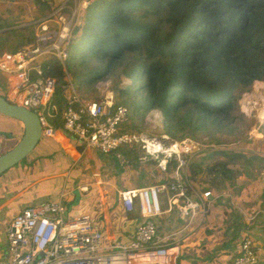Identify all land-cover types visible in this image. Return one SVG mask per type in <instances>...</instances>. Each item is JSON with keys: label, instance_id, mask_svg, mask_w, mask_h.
Returning <instances> with one entry per match:
<instances>
[{"label": "trees", "instance_id": "16d2710c", "mask_svg": "<svg viewBox=\"0 0 264 264\" xmlns=\"http://www.w3.org/2000/svg\"><path fill=\"white\" fill-rule=\"evenodd\" d=\"M47 2L33 0L38 16L49 12ZM22 22L0 14V30H5L0 32V46L4 34L34 31L33 25L22 26ZM23 36L21 47L33 42L34 37ZM71 45L65 67L54 57L42 62L45 74L57 79L50 101L49 121L54 127L63 125L68 104L63 87L68 78L74 86L78 84V92L81 88L97 92L98 83L123 76L131 85L116 99L132 94L142 104L148 102V109L142 106L143 124L150 111L158 110L172 138L202 143L197 136L205 133L210 136L209 146L220 144L217 134L234 133L233 115L240 93L257 81L264 83V0H97L82 11ZM79 93L88 94L85 90ZM216 155L227 160L203 164ZM239 158L249 165L255 160L264 162L252 154L211 150L202 162L192 164L193 179L206 173L214 195H220L221 178H232V165ZM129 161L138 170L136 153ZM261 198L263 208L264 191ZM221 199L216 207L224 209L221 234L224 238L232 234L219 249L230 251L247 237L249 226L243 214L228 205V198ZM236 256L230 255L232 264Z\"/></svg>", "mask_w": 264, "mask_h": 264}, {"label": "built area", "instance_id": "2783aa9c", "mask_svg": "<svg viewBox=\"0 0 264 264\" xmlns=\"http://www.w3.org/2000/svg\"><path fill=\"white\" fill-rule=\"evenodd\" d=\"M95 1L58 4L48 0L49 12L24 25H33V42L16 53L0 54V71L7 74L5 95L9 102L37 113L45 137L58 141L59 133H66L86 148L114 154L125 168L130 161L121 150L136 153L147 184L121 189L118 200L126 212H138L142 220L128 241L105 245L91 216L67 218L61 199L25 208L6 231L10 264H176L180 242L203 226L220 198L208 182L193 179L192 164L201 145L167 134L159 126L163 116L158 110L154 111L160 114H152L150 120L158 121V128L153 127L158 132H123L121 126L129 122V109L118 103L113 92L103 94L100 88L102 94L94 99L81 97L68 78L63 87L68 97L63 129L58 131L50 123L47 105L57 79L45 74L42 62L54 57L65 67L74 27L82 11ZM235 253L234 264H264V248L248 236L241 239Z\"/></svg>", "mask_w": 264, "mask_h": 264}, {"label": "crops", "instance_id": "0c3cea01", "mask_svg": "<svg viewBox=\"0 0 264 264\" xmlns=\"http://www.w3.org/2000/svg\"><path fill=\"white\" fill-rule=\"evenodd\" d=\"M86 96L88 94H83V97ZM55 129L59 131L63 129V125L59 128L55 126ZM23 133L24 127L20 122L0 114V156L16 146ZM25 160H34V163L17 165L0 175V264H10L6 231L20 211L61 199L66 214L65 203H73L75 200L73 192L78 191L82 199L88 198L86 206L90 202L89 209L79 214L71 210L70 216L66 217L90 215L103 233L105 245L120 240L128 241L135 226L141 222L142 217L138 212L128 213L120 206L118 191L122 188L141 187L147 181L142 179L143 175L138 174L139 171L131 164L126 168L121 166L114 154H103L96 149L86 148L75 137L60 132L58 141L42 136ZM82 188L87 190L81 191ZM91 198H98L100 206L94 205ZM247 226V236L264 248V222L252 221ZM211 236L210 234L207 238ZM207 242L203 239L192 242L196 249L200 248L196 254L192 253V249H195L193 246L186 250L181 246L180 253L185 254L190 250L191 254L186 255L190 263L184 261L180 264H232L230 255H235L238 244L230 251L219 249L221 245L216 250L213 249V253L221 256L217 260L213 254L201 252L208 248L205 247Z\"/></svg>", "mask_w": 264, "mask_h": 264}, {"label": "rangeland", "instance_id": "374dc122", "mask_svg": "<svg viewBox=\"0 0 264 264\" xmlns=\"http://www.w3.org/2000/svg\"><path fill=\"white\" fill-rule=\"evenodd\" d=\"M54 1L58 4H62L67 0ZM32 2L33 0H23L20 2L12 3L7 0H0V14L3 15V18H7L11 21L14 19H18L22 22L23 20L22 26H24L26 23L31 22V20H34V18L38 16L37 8L32 4ZM71 4H73V1L70 2V5ZM3 31L5 30H0V32ZM23 35H26L31 39V37H34V31H29L19 35H16L15 33H9L1 36L2 44L0 46V51H5L8 53H16L20 51L22 49L21 44L24 42ZM72 48V45L68 47L69 55L72 51ZM6 78L7 74L0 71V94L7 100L5 95ZM117 79L118 78L116 77H110L107 81L98 83L96 87L97 92L93 89L86 90L83 88H81L80 91L81 93L82 90L87 91L88 97L91 99H94L96 96H99L101 94V92L99 91L100 88L102 89L103 94L107 93V91H110L117 96L122 89H124L126 86L131 85V82L123 76L119 77L118 80ZM261 83L263 82H259V84L255 82L250 90L240 93L237 103L238 105L233 115L235 126L233 134H217L216 137L220 140V144L213 143L210 146L208 145V142H210V136L205 135V133L197 136L202 140V143L194 140L201 145L200 152L196 155L194 160L196 163L202 162L204 157L207 156L211 150L217 152L228 151L230 153L236 154L241 153L246 154L247 156L252 154L254 156H260L264 158V83ZM103 84H106L107 86L104 87ZM77 87L78 84L76 88ZM80 95L81 97H83V94ZM117 101L119 104L128 105L129 107L130 120L127 124L121 126L123 132H137L139 131L138 128L142 129L141 132H144L146 130H154V132L159 131L158 129L153 128H158V126L155 125L156 123L158 124V121L150 122V120L153 119L152 114H160L158 111H150L146 115V125L142 122V115L145 108L148 109V107L146 106L148 102L144 101V103L142 104L140 99L135 98L132 94H130V97L128 96V98L125 95H121V97H118ZM142 106H144L145 108ZM52 112L53 108L51 102H49L47 105V115L49 118ZM159 126L164 130L163 123H159ZM205 142L207 144H205ZM121 152L128 159L133 158V155L135 156V153L126 150H121ZM218 160L224 161L227 160V158L216 155L212 158H208V160H205L203 164L211 165ZM237 160H239L238 163L232 165L235 172L232 178H221V183L218 185L221 189V191H218L219 193H221L219 196L224 200L228 198V205L232 206V208L238 209L240 213L243 214V217H245L247 224L252 222V220H249L248 218L251 216L256 217L257 213L259 214V216L256 217L257 222H264V207H261V197L264 191V162H262L261 160H255L251 165H249L248 163L243 161L245 160L243 158H239ZM33 163L34 160H24L20 164L25 166L32 165ZM20 164L18 165L21 166ZM138 171L139 172L137 173L143 175L142 179H144V177L146 176L145 172H141L139 170V167ZM201 180H205L206 182L210 183V179L207 177L206 173L197 175L195 181ZM73 193L76 195L74 202L65 203L66 215H69L71 210H75V212L79 214L80 212H84L85 209H89L90 202L86 206L88 198L82 199L78 191ZM111 197L112 194L109 199L110 202L112 201ZM91 199L94 205H96L97 207L100 206L98 198ZM218 205L219 201H216L213 204L212 211L210 212V215L206 219L203 226L196 229L192 235L186 237L180 242L181 246H183L185 250L187 248H192L193 246V248L195 249H192V253H199L200 248H198L199 251H197L198 249H196V245H192V242L195 240L199 242L201 239H203L204 242L208 241L205 246L208 248H204L205 251L201 252H203V254L211 253L217 260L221 257L218 254L213 253V249L218 248L222 243L226 242L231 237L229 234H232V231L228 233L227 238H224L221 235V233L224 232V228L221 224L222 213L224 209L222 207H219L220 210H218V208H216ZM168 225L171 224L168 223ZM208 230L212 231V236L207 238V236L209 235ZM187 254H191L190 250H187L185 254L183 252L180 253L177 258L178 261H180L181 263L184 261H188V263H190V260L187 259L188 256L186 257Z\"/></svg>", "mask_w": 264, "mask_h": 264}, {"label": "water", "instance_id": "95a60500", "mask_svg": "<svg viewBox=\"0 0 264 264\" xmlns=\"http://www.w3.org/2000/svg\"><path fill=\"white\" fill-rule=\"evenodd\" d=\"M0 114L20 122L24 133L18 144L0 156V175L24 161L42 138V126L37 113L17 106L0 95Z\"/></svg>", "mask_w": 264, "mask_h": 264}, {"label": "bare ground", "instance_id": "6f19581e", "mask_svg": "<svg viewBox=\"0 0 264 264\" xmlns=\"http://www.w3.org/2000/svg\"><path fill=\"white\" fill-rule=\"evenodd\" d=\"M256 83H258V84H259V82H256ZM261 84H263V83H261Z\"/></svg>", "mask_w": 264, "mask_h": 264}, {"label": "clouds", "instance_id": "9594fccd", "mask_svg": "<svg viewBox=\"0 0 264 264\" xmlns=\"http://www.w3.org/2000/svg\"><path fill=\"white\" fill-rule=\"evenodd\" d=\"M97 1V0H96ZM152 111H154V110H152Z\"/></svg>", "mask_w": 264, "mask_h": 264}]
</instances>
